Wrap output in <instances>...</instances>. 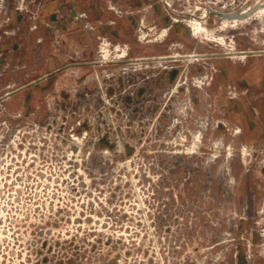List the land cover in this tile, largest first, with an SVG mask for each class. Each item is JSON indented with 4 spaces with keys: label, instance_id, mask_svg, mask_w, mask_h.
Wrapping results in <instances>:
<instances>
[{
    "label": "rangeland",
    "instance_id": "obj_1",
    "mask_svg": "<svg viewBox=\"0 0 264 264\" xmlns=\"http://www.w3.org/2000/svg\"><path fill=\"white\" fill-rule=\"evenodd\" d=\"M206 1L0 0V264H264V0Z\"/></svg>",
    "mask_w": 264,
    "mask_h": 264
},
{
    "label": "bare ground",
    "instance_id": "obj_2",
    "mask_svg": "<svg viewBox=\"0 0 264 264\" xmlns=\"http://www.w3.org/2000/svg\"><path fill=\"white\" fill-rule=\"evenodd\" d=\"M249 10L248 11H245L243 13H239L238 15H243V17H240V16H237V17H234V18H222L221 19L223 20V25H227L228 23H237V22H240V21H246L248 18L252 17L249 16ZM259 12H262V14L264 13V8H261ZM254 13V12H253ZM252 14V13H251ZM256 14V13H255ZM254 16V14H253ZM189 25L192 26V28L194 29L195 31V34H201V29L204 27L200 20L198 18H191L190 21H189ZM257 52H261V51H256ZM229 53L232 55V57H241V58H246L247 57V53L248 51H238V49L234 46L233 49H231V51H229ZM251 53H255V52H251ZM192 55H204V54H192ZM121 57H125V56H120ZM160 57H169V56H160ZM160 57H157L159 59H162ZM171 57H182V55H172ZM3 231V230H2Z\"/></svg>",
    "mask_w": 264,
    "mask_h": 264
},
{
    "label": "built area",
    "instance_id": "obj_3",
    "mask_svg": "<svg viewBox=\"0 0 264 264\" xmlns=\"http://www.w3.org/2000/svg\"><path fill=\"white\" fill-rule=\"evenodd\" d=\"M249 0H207V8L210 13L220 17L223 13H243L250 9Z\"/></svg>",
    "mask_w": 264,
    "mask_h": 264
},
{
    "label": "water",
    "instance_id": "obj_4",
    "mask_svg": "<svg viewBox=\"0 0 264 264\" xmlns=\"http://www.w3.org/2000/svg\"><path fill=\"white\" fill-rule=\"evenodd\" d=\"M220 16L222 18H234L237 16L243 17V15H238V13H223V14H220Z\"/></svg>",
    "mask_w": 264,
    "mask_h": 264
}]
</instances>
